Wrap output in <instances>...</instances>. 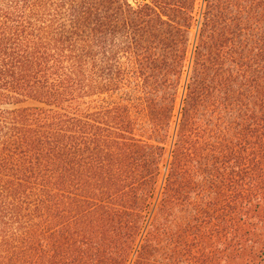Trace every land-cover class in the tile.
<instances>
[{
    "label": "trees",
    "instance_id": "1",
    "mask_svg": "<svg viewBox=\"0 0 264 264\" xmlns=\"http://www.w3.org/2000/svg\"><path fill=\"white\" fill-rule=\"evenodd\" d=\"M196 13L0 0V264L255 262L264 0Z\"/></svg>",
    "mask_w": 264,
    "mask_h": 264
},
{
    "label": "rangeland",
    "instance_id": "2",
    "mask_svg": "<svg viewBox=\"0 0 264 264\" xmlns=\"http://www.w3.org/2000/svg\"><path fill=\"white\" fill-rule=\"evenodd\" d=\"M131 1H132V3H137V2H141L142 3L143 2L142 0H131ZM144 1H148V0H144ZM203 5H204V0H197V13H196L197 27L194 30L195 34L197 33L198 24H199V21L201 19V13H202ZM191 58H192V52L189 54V63L187 65V69H186L187 73L185 75V78H187V75H188ZM184 86H185V82H184ZM183 96H184V87L181 89L180 96H179V99H178L177 113L180 110ZM165 172H166V168H163V170H162L163 177L165 175ZM260 234L261 235L259 237V255H258V258L255 260V262L253 264H264V229H262Z\"/></svg>",
    "mask_w": 264,
    "mask_h": 264
},
{
    "label": "built area",
    "instance_id": "3",
    "mask_svg": "<svg viewBox=\"0 0 264 264\" xmlns=\"http://www.w3.org/2000/svg\"><path fill=\"white\" fill-rule=\"evenodd\" d=\"M142 1L144 2V0H142ZM139 3H141V2L133 3V5H137V4H139Z\"/></svg>",
    "mask_w": 264,
    "mask_h": 264
}]
</instances>
